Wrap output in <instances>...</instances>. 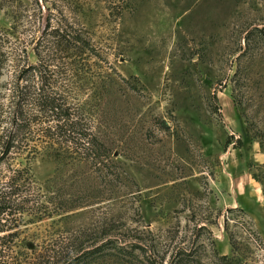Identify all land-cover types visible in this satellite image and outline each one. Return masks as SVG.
<instances>
[{"label":"rangeland","instance_id":"1","mask_svg":"<svg viewBox=\"0 0 264 264\" xmlns=\"http://www.w3.org/2000/svg\"><path fill=\"white\" fill-rule=\"evenodd\" d=\"M17 85L65 100L108 158L34 134L0 151L1 178L33 177L0 258L264 264V0H0V135Z\"/></svg>","mask_w":264,"mask_h":264},{"label":"trees","instance_id":"2","mask_svg":"<svg viewBox=\"0 0 264 264\" xmlns=\"http://www.w3.org/2000/svg\"><path fill=\"white\" fill-rule=\"evenodd\" d=\"M73 40L76 43L80 42L81 46L87 49L88 52L94 53L93 48L88 42L86 43L81 39L79 40L78 38H73ZM25 90L26 88H21L19 85H17L14 91L13 97L16 99L15 105L9 118V122H7L8 127L0 135V151H2L1 157L4 158L8 157V155H11L12 152L15 149H18L23 143L22 139L25 141L27 138H29V136L34 134L40 135V137H43L44 139L46 138L48 140H54V138H56L57 143L60 144L73 143L75 148H77L79 145L80 148L87 150V158L89 155L94 157V162L102 159L106 160L108 158V151L106 147L96 136L92 134V132L84 133L77 130L78 124L74 122V116L72 112H70V108L67 106L66 101L60 96L50 95L48 88H44L43 85L40 88L35 89L34 93H32V99H29H31V101L34 103L37 102L36 107L38 108V112L45 114L47 117L46 119H52L53 117V124H46L45 127H43L42 125L45 124V122L41 120L36 118L33 120L26 119L25 107L28 104V97L31 96V93L28 96V94H24ZM58 139H61L60 142H58ZM26 142L27 141H25V143ZM25 143H23L24 146ZM85 145L87 146L85 147ZM33 149L34 152H37L36 146H33ZM3 158H0V163ZM102 162L103 161H100L99 163ZM7 173L8 176H3V178L0 177V232H3L5 228L8 230L11 229V225L7 227V220L4 218L15 215L16 212H14V209L17 207L21 209L20 213L27 214L29 204L31 203V200L27 198V192L28 188L33 184V181L31 180L33 177L28 164L18 168H12L8 166ZM40 201L41 200L39 197L38 202H35L38 207L43 206V204L41 205ZM45 217L48 216L45 215ZM40 218L41 217H39V219ZM12 235L13 234H11V236H7L6 238L12 237ZM5 248L10 249L7 248V246ZM3 250L4 247L3 249L1 247L0 252H2V256H8V254L3 253ZM97 252H99V250L88 251L81 256L72 254L71 256H68V259L62 261L60 264H87V260H89V258L91 259V257H93ZM29 259L31 258H27V260L24 261L25 264H30ZM7 260L8 259L3 260L0 258V264H12Z\"/></svg>","mask_w":264,"mask_h":264}]
</instances>
